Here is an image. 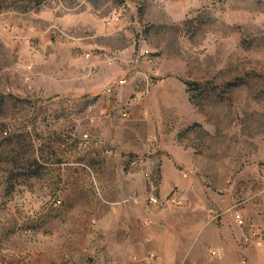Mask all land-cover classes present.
Returning <instances> with one entry per match:
<instances>
[{
  "label": "rangeland",
  "instance_id": "rangeland-1",
  "mask_svg": "<svg viewBox=\"0 0 264 264\" xmlns=\"http://www.w3.org/2000/svg\"><path fill=\"white\" fill-rule=\"evenodd\" d=\"M41 1L0 0V136L8 132L0 140V264H42L37 252L43 244L51 254L56 244L78 254L71 263L46 264H95L91 252L97 246L85 242L83 226L95 232L107 213L99 205L98 211L84 210L73 194L99 204L102 185L97 170L85 177L80 164L86 163L76 160L80 154L66 152L71 145L78 148L69 133L81 126L80 133L96 140L94 124L123 128L133 118L130 113L122 121L118 112H131L133 105L144 121L139 126L148 136L147 150L149 139H156L151 154L128 153L150 157L148 177L145 167L135 169L148 182L150 205L173 204V198L182 203L174 191L160 198L152 167L162 140L175 133L172 138L180 142L189 132L214 156L242 157L224 188L233 185L234 204L250 203L243 215L264 223V208L255 207L253 195L264 187V0H58L40 9ZM115 16L126 24H109ZM136 54L142 55L135 66ZM119 78L127 79L126 86L118 95L107 94L105 88ZM145 80L155 84L134 100L140 93L135 83ZM90 105L84 119L80 113ZM103 110L112 116L99 117ZM246 165L257 167L262 179L235 181ZM78 167L77 179L53 176ZM152 194L157 204L149 202ZM57 199L61 203L54 206ZM53 219L71 221L74 239L54 243L48 226ZM246 247L249 254L225 259L221 252L214 259L264 264V246Z\"/></svg>",
  "mask_w": 264,
  "mask_h": 264
},
{
  "label": "crops",
  "instance_id": "crops-1",
  "mask_svg": "<svg viewBox=\"0 0 264 264\" xmlns=\"http://www.w3.org/2000/svg\"><path fill=\"white\" fill-rule=\"evenodd\" d=\"M103 97L99 99L102 101L105 99ZM137 109V105L131 107L132 122L123 128H115L108 121L94 124L92 136L98 139L90 141L85 150L72 148L74 145H71L66 151L73 157L80 154L76 160L83 159L87 164V170L83 171L86 178L97 170L101 181L102 203L97 204L92 197H81L79 191L72 193L76 205L84 210L98 211L96 206L99 205L107 213L102 222H98L95 232L91 233L87 226H83L85 242L94 240L97 246L91 252L94 263L145 264L146 254L152 252L156 255L157 264H221L225 263V259L237 258L239 252L249 254V248L239 244V231L231 217L230 207L236 198L232 192L233 185L224 188L226 183L232 182L230 176L238 163L241 164L239 159L242 157L214 156L209 152L213 149L203 147L201 140L193 133L188 132L186 138L182 137L180 142H176L172 138L175 133L169 132L170 139L160 142L152 177L158 183L161 199L164 200L174 191L180 193L182 204L175 206L164 200L159 205H150L147 202V180L140 171L125 169L121 159L125 153L143 154L147 150L148 136L141 132L142 126L139 125L143 119L136 117ZM136 119L140 121L138 125ZM104 148H111L112 153L105 154ZM222 163L227 165L220 166ZM79 170V167L77 172L59 169L53 176L77 179L82 174ZM261 177L257 167L246 165L235 175L234 180ZM259 181L258 186L263 183ZM253 195H256L255 207L264 208V187L256 189ZM239 208L246 213L252 209L250 203ZM212 212L219 216L208 222ZM51 224L54 243L60 244L66 238L69 241L74 239L71 221L53 219L48 226ZM41 247L37 258L38 263L42 264L51 259H69L71 263L78 255L76 251H62L57 244L53 247V254L45 244ZM212 251H219L220 255L222 252L225 259L222 262L216 261L210 254Z\"/></svg>",
  "mask_w": 264,
  "mask_h": 264
},
{
  "label": "built area",
  "instance_id": "built-area-1",
  "mask_svg": "<svg viewBox=\"0 0 264 264\" xmlns=\"http://www.w3.org/2000/svg\"><path fill=\"white\" fill-rule=\"evenodd\" d=\"M58 3V0H43L40 2L39 8L41 9L42 7L45 6H56ZM38 6V5H37ZM109 24H113V25H118V24H126V22L124 21V18L122 16H120V21H113V18L110 19ZM145 53H147V51H145ZM140 55L142 54H136L135 58L132 60L133 64L136 66L138 64V60L140 58ZM89 57V55H87ZM127 84V79L126 78H119L117 80H115L114 82H112L109 86H107V88H105V92L109 95H118L117 92L119 90H121L124 86H126ZM155 82L153 80H145V82H142L141 85L137 83H135V88H139L140 87V93L137 92L135 94L132 95V98L134 100L138 99L139 97L142 96L145 88H150V86L154 85ZM142 86V87H141ZM92 108V105L88 106V108L86 107L84 112L80 113L81 117H83L84 119L88 118V114L90 112V109ZM101 118H109L112 116V113L109 112L108 110H103L99 112ZM80 117V119H82ZM118 117L120 118V120L122 121H127L128 119H130V112H127L126 110H122L120 112H118ZM78 118V117H77ZM91 123H93V121L91 120ZM80 125V122H79ZM79 128H81V126L79 127H75L73 131H71L69 133V136L72 139L77 140V146L80 149H86L89 147V143L91 140V136L87 133H80L79 132ZM8 132L7 131H3L2 135L0 136V140L7 136ZM101 141V140H99ZM102 144V142H101ZM103 145V144H102ZM156 139H149L148 142V150H147V154H151V152L156 151ZM104 153L105 154H111L112 151L109 148H104ZM144 155V156H146ZM144 156H132L131 154L125 153L123 154V156L121 157L122 159V163L124 164V168H127L128 170H135V169H140L142 167H145V171H144V176L148 177L149 174L151 173L150 170L148 169V166L150 164V157H144ZM82 166H85L84 164H80ZM263 177H264V168H263ZM96 186V185H95ZM151 186V190H152V185ZM97 189V186H96ZM149 202L152 204H157L158 202V198L155 197L153 194L150 195L148 197ZM171 202L175 205H181V199L178 198H173L171 200ZM61 203V201L59 199L55 200V202L53 203L54 206H57ZM239 203H235L234 205H232L230 207V211H231V215L232 218L236 224V226L239 228V236H238V241L240 243V245L242 246H252V247H263L264 246V223L262 222H256V221H252L247 219L241 209L239 208ZM219 214H217L216 212H212L211 217L209 218L208 222H212L214 220H216L218 218ZM211 256L217 257L220 256V252L219 251H212L210 252ZM144 262L145 264H157V260H156V255L152 252H149L146 254L145 258H144Z\"/></svg>",
  "mask_w": 264,
  "mask_h": 264
},
{
  "label": "bare ground",
  "instance_id": "bare-ground-1",
  "mask_svg": "<svg viewBox=\"0 0 264 264\" xmlns=\"http://www.w3.org/2000/svg\"><path fill=\"white\" fill-rule=\"evenodd\" d=\"M46 7V6H45ZM113 21H120V17L119 16H115L113 17Z\"/></svg>",
  "mask_w": 264,
  "mask_h": 264
}]
</instances>
